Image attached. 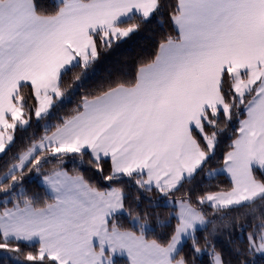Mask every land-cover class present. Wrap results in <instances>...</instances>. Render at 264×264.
Returning <instances> with one entry per match:
<instances>
[{"label": "snow or ice", "instance_id": "6c2138e0", "mask_svg": "<svg viewBox=\"0 0 264 264\" xmlns=\"http://www.w3.org/2000/svg\"><path fill=\"white\" fill-rule=\"evenodd\" d=\"M165 7L175 35L161 39L132 80L85 95L51 134L12 158L0 176V250L23 264H117L118 256L128 264H196L206 251L211 264H229L207 236L203 245L196 237L214 223L207 205L226 228L244 229L242 217L229 216L236 208L253 215L247 243L233 242L234 251L239 264H264V0H0V153L33 115L50 114L70 70L86 72ZM234 120L222 169L207 173L226 172L230 186L201 194L185 188ZM66 158L86 162L109 186L70 173ZM52 159L56 166L42 171ZM32 172L47 199L23 189ZM125 177L175 207L174 226L158 224L171 227L166 237L149 238L147 215L128 212L124 187L112 186ZM122 213L132 216V229L118 222ZM186 240L190 258L181 254Z\"/></svg>", "mask_w": 264, "mask_h": 264}, {"label": "trees", "instance_id": "16d2710c", "mask_svg": "<svg viewBox=\"0 0 264 264\" xmlns=\"http://www.w3.org/2000/svg\"><path fill=\"white\" fill-rule=\"evenodd\" d=\"M43 3L51 5L53 0H42ZM166 4L171 3L172 0H165ZM166 34H173V25L169 19V9L167 7L154 15L151 20L142 26L139 32L125 41L120 42L112 49L101 54L100 59L95 62L86 72L81 73L79 68L70 70L64 77L62 88L65 91L63 98L56 101L50 114L43 118L37 119L33 115L29 125L23 129L18 130L15 134V141L11 148L0 156V176L7 171V168L12 162V158L19 152L29 147L33 141H38L44 134H49L55 130V126L62 122L64 118L73 114V110L78 107L81 99L85 96L98 94L101 89H106L110 85H114L118 81H130L135 77V73L140 64L145 63L154 58L158 45L161 39ZM80 75V79L75 77ZM25 94L28 93L26 88ZM31 103V101H30ZM243 116L240 117L242 119ZM238 120H234L230 125V130L221 136V142L218 145L216 155L211 163L205 168L204 172L191 184H185V188H193L196 194H201L204 191H214L219 188H228L230 186V178L224 173H216L212 177H208L207 173L211 170L220 168L223 165V155L229 150L231 140L234 138L235 129L238 128ZM56 166V161L51 160L50 163H45L42 171H48ZM64 167L73 173L74 171L83 172V174L97 183L101 187H108L109 183L100 179L99 174L96 173L85 162L81 165L74 159L66 158ZM109 165H105V171L109 170ZM35 172L25 176L23 182L26 192L29 195H35L40 200L48 198V193L45 187L39 183V177L34 175ZM125 189L126 201L125 206L132 216L139 214L143 217L147 215L149 223L153 226L154 231L148 233L149 238L166 237L171 232V227H159V222H168L174 226L175 219L173 218V211L171 206L164 205L162 200L165 198L160 193L153 191L151 193H142L136 185L130 182L126 177L117 185ZM181 192L176 193L179 197ZM139 197V199H137ZM174 197V199L176 198ZM2 205H4L2 203ZM11 206V203L8 204ZM209 212V219L214 223H210L204 229H199L196 233L197 239L204 243L207 236L216 246L218 251H222L224 258L229 264H239V257L234 251V243L243 247L247 243V232L252 228L249 226L253 223V215L248 214L245 208H236L231 213L230 217H242L240 223L244 224L243 230L235 226L224 227L218 217L211 214L212 210L207 206H203ZM259 214V210L256 213ZM132 216L127 213L121 214L118 222L125 228L132 229ZM258 223V221H255ZM217 228L214 235H209L213 231V227ZM20 247L24 252L33 250L28 244L21 243ZM7 251L0 250V264H17L11 255L6 254ZM181 254L191 257L192 248L191 241L186 240L181 245ZM23 260V257L20 256ZM117 264H128L124 258L117 259ZM196 264H211V258L207 251L196 257Z\"/></svg>", "mask_w": 264, "mask_h": 264}, {"label": "rangeland", "instance_id": "374dc122", "mask_svg": "<svg viewBox=\"0 0 264 264\" xmlns=\"http://www.w3.org/2000/svg\"><path fill=\"white\" fill-rule=\"evenodd\" d=\"M54 131V130H53ZM50 134V133H49ZM45 135V134H44ZM43 135V136H44ZM42 136V137H43ZM41 139V138H40ZM39 139V140H40ZM38 140V141H39ZM69 159H72V158H69ZM54 168V167H53ZM53 168H51V169H53ZM50 169V170H51ZM67 170V169H66ZM216 170V169H215ZM49 171V170H48ZM46 172V171H45ZM70 172V171H69ZM219 172V171H218ZM71 173V172H70ZM29 174V173H28ZM28 174H26L25 176H28V177H30ZM216 174V173H215ZM30 175H31V173H30ZM34 175H37L36 173H34ZM25 181V177H24V180H23V182ZM39 183L41 184V182H40V178H39ZM22 187H23V189H25V186H24V184H22ZM174 199V198H173ZM2 200H3V194H0V207H4V205H2ZM162 203L164 204V205H167V206H171L172 207V211H173V213L175 212V207L172 205V203L168 200V198H164L163 200H162ZM8 206V205H7ZM122 214H125V213H122ZM6 254L7 255H11L13 258H14V260L16 261V263L17 264H23V260L22 259H20V257H19V259L17 258V254H15V253H11V252H6ZM121 258H124V260L126 259V261L128 262V260H127V257H117L116 259H121Z\"/></svg>", "mask_w": 264, "mask_h": 264}, {"label": "crops", "instance_id": "0c3cea01", "mask_svg": "<svg viewBox=\"0 0 264 264\" xmlns=\"http://www.w3.org/2000/svg\"><path fill=\"white\" fill-rule=\"evenodd\" d=\"M51 134V133H50ZM3 153H0V156L2 155ZM222 167H223V165L220 167V168H218V169H216V170H220V169H222ZM216 173H224L227 177H229L228 176V174L226 173V172H223V171H217ZM41 182V181H40ZM12 206V205H11ZM11 206H8V207H11ZM3 209V207H0V210H2Z\"/></svg>", "mask_w": 264, "mask_h": 264}]
</instances>
